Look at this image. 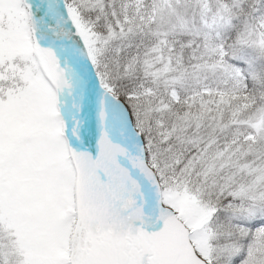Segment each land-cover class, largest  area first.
<instances>
[{
    "label": "snow or ice",
    "instance_id": "snow-or-ice-1",
    "mask_svg": "<svg viewBox=\"0 0 264 264\" xmlns=\"http://www.w3.org/2000/svg\"><path fill=\"white\" fill-rule=\"evenodd\" d=\"M0 264H264V0H0Z\"/></svg>",
    "mask_w": 264,
    "mask_h": 264
}]
</instances>
